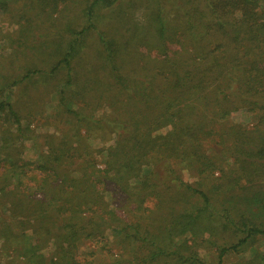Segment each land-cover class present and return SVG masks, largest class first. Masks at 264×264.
<instances>
[{
	"label": "trees",
	"instance_id": "trees-1",
	"mask_svg": "<svg viewBox=\"0 0 264 264\" xmlns=\"http://www.w3.org/2000/svg\"><path fill=\"white\" fill-rule=\"evenodd\" d=\"M70 7L75 22L53 32ZM0 13L15 26L0 30L11 48L2 60L18 61L1 94L52 83L53 131L69 124L39 154L42 196L0 205L6 264H206L176 238L215 242L230 227L237 241L217 246L222 264L264 238V0H0ZM4 115L19 131L8 96ZM94 130L114 135L97 151L101 168L88 151ZM151 201L160 235L155 212L134 207ZM250 263L264 264V251Z\"/></svg>",
	"mask_w": 264,
	"mask_h": 264
},
{
	"label": "rangeland",
	"instance_id": "rangeland-1",
	"mask_svg": "<svg viewBox=\"0 0 264 264\" xmlns=\"http://www.w3.org/2000/svg\"><path fill=\"white\" fill-rule=\"evenodd\" d=\"M68 15L71 19H62L64 15ZM78 15V10L76 7H70L68 10L58 14L56 19L52 20L51 23H48L47 26L53 27V32L55 27L59 28L65 22L70 23L71 25L75 22V18ZM0 30L2 32L10 31L14 25H7L6 21H3V15L0 13ZM11 54V48L9 43L3 38L0 39V86L4 88L6 79L13 72V68L18 63L17 60H13V65H9L8 60H2V57L9 58ZM39 59L42 60L41 64L45 66V57L39 56ZM39 80V79H38ZM38 86V89H36ZM12 92L7 93V91L1 94L0 99L8 96V101L12 103L14 111H17L20 115V122L18 127L20 130L17 131V124L12 120V117H7L6 115L2 116L0 119V205L3 206V212L6 213V207L9 202H17V198L22 199V194L20 191L25 193L31 192L34 198H40L42 196L41 192L37 189L38 177L41 175L39 169V154L47 151L48 145L47 141H54L53 143L59 142L61 133L65 132L69 127V124H63L60 132L53 131V127L58 124V118H53L56 109L57 96L52 88V83L37 85V82L31 84L30 82L24 85L19 86L17 89L11 88ZM43 90V93L40 91ZM32 109L34 112L41 110V114L33 113L30 114L28 111ZM8 114V111H6ZM58 116V115H57ZM33 118V119H30ZM234 121L247 122L248 118L242 112H237L233 114ZM50 122V124L47 123ZM4 131V133H3ZM68 134L69 132H65ZM54 136V137H51ZM93 138L87 141L90 145L88 150L90 153V158L96 159L98 167H103V157L97 152L100 147L108 146L112 143L114 138L113 134L106 133V131L94 130ZM4 138L1 139V138ZM51 137V138H50ZM71 143V142H70ZM80 151L84 148L80 147ZM87 150V149H85ZM52 157V154H49ZM13 160H16L13 162ZM71 162V159H67ZM26 173V174H25ZM27 177H26V176ZM34 176V178H30ZM73 176V174H72ZM187 178L186 174L184 175ZM25 190H23L24 185ZM29 188V186H33ZM1 188L8 194H1ZM256 189L252 187L251 190ZM14 191V192H12ZM20 200V199H19ZM3 203V204H2ZM116 202L114 201V204ZM124 205V204H123ZM147 205V204H146ZM151 203H148L147 206H134L139 208L138 211L140 214H147V210H151L154 213V217L149 221L151 228L155 230L157 235H160L159 232V222L162 220L159 217L158 212L155 210L156 206H151ZM6 206V207H5ZM133 206H122L124 211L129 210ZM218 209H221L222 206H216ZM137 211V212H138ZM123 212V211H122ZM165 212V211H164ZM126 213V212H125ZM9 213H7L8 216ZM125 217H129L127 214ZM143 223H146L145 220H142ZM0 224V228H1ZM188 232V233H187ZM186 235L179 236L176 240L184 239L192 246V252L197 254L199 259H201L206 264H216L217 263V246L224 245L228 246L236 243L237 237L234 236L230 227L228 228H217V237L214 241H204L207 235L201 236L194 243H192L189 231ZM115 236L110 230L106 232L105 237L112 238ZM137 246V245H136ZM140 244L138 245V247ZM118 250L119 248L115 246ZM149 249V248H148ZM148 249L144 247L137 249V254L140 257H145L147 255ZM264 251V238H254L250 240L247 244L243 245L238 249L237 252L228 253L222 264H251L250 260L253 256V253ZM0 251V264H6L5 260L7 257L3 256ZM85 252V249H84ZM15 255V253L13 254ZM8 260V259H7Z\"/></svg>",
	"mask_w": 264,
	"mask_h": 264
}]
</instances>
